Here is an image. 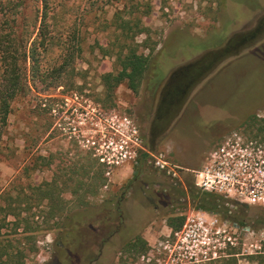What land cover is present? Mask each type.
I'll return each instance as SVG.
<instances>
[{
  "label": "rangeland",
  "instance_id": "rangeland-1",
  "mask_svg": "<svg viewBox=\"0 0 264 264\" xmlns=\"http://www.w3.org/2000/svg\"><path fill=\"white\" fill-rule=\"evenodd\" d=\"M53 1L59 17L57 34L65 35L66 29L78 30L82 52L72 69L68 68L73 74L70 72L62 78L61 86L49 90L33 86L26 96L13 103L2 138L7 150L0 154V192L9 190L29 195V187L54 182L55 202L61 204L64 212L63 216L50 217L48 207L36 210L38 215L30 221L33 225H41L42 229L47 222L50 231L26 237L23 228L14 235L9 225L2 233L12 241L11 248L24 258V264H56L57 238L65 217L95 213L100 205L109 202L112 208H118L121 223L104 230V242L96 240L91 245L94 254L88 264H155L158 248L166 242L171 231L167 226L168 216L171 213L185 216L189 203L183 198L174 204L169 202L168 195L179 187H171L141 154L129 158L122 153L126 154V160L112 167L107 175L108 167L100 160L106 151L105 143L114 142L108 145L119 150L117 145L123 138L128 142L125 139L127 127L120 124L126 118L137 128L147 152H161L181 167L198 169L205 155L226 133L244 130V123L253 115L264 118L263 43L227 62L200 90L192 91L167 132L151 143V114L158 91L169 73L177 66L194 61L203 52L198 51L202 47L219 44L223 35L228 38L242 29L252 18L251 8L255 1ZM259 1L264 4V0ZM127 19L137 21L145 32L136 34L132 40L125 37L117 25L120 20ZM191 35L208 38L200 41ZM144 42L146 46H141ZM77 44L68 41L66 45L53 46L44 63L57 66L64 61L67 49L78 47ZM134 46H138L137 53L143 55L149 53L146 47L155 48L137 92L121 85L112 100L104 102V88L99 77L115 71L120 51L125 54ZM73 101L86 102L91 113L93 109L99 111L103 115L100 121L90 114L86 121L79 123L67 110ZM99 169L103 171L104 180L98 178ZM230 209L233 215L239 210L245 211L249 231L246 234L240 231L247 245L245 251L240 248L233 251L243 254L235 257V264H260L258 257L264 255V209ZM217 217L229 228L233 225ZM136 236L147 241V253L121 259V247ZM254 243H260V254L252 253L254 248L250 245ZM226 259L211 264H222ZM73 262L80 264L75 258Z\"/></svg>",
  "mask_w": 264,
  "mask_h": 264
},
{
  "label": "trees",
  "instance_id": "trees-1",
  "mask_svg": "<svg viewBox=\"0 0 264 264\" xmlns=\"http://www.w3.org/2000/svg\"><path fill=\"white\" fill-rule=\"evenodd\" d=\"M55 7L53 0H0V154L7 150L2 138L7 131L13 103L18 98L26 96L33 86L36 88L40 86L42 90L61 86V79L73 74L72 71L71 73L68 71V68L72 69V64L82 52L79 46L78 30L66 29L65 35L64 33L57 34L59 17ZM117 26L124 36L131 40L136 34L145 32L137 21L130 19L120 20ZM68 41L78 43V47L67 49V55H64V61L58 64V67L44 63L45 57L53 51V46L64 43L66 45ZM141 46H146L145 42ZM137 47H129L125 54L120 51L117 56L116 70L99 77L104 88V102L112 100L115 90L121 85H126L132 92H137L143 75L149 67V56L155 49L146 47L149 53L143 55L137 53ZM244 125V132L264 141V118L253 115ZM141 158L148 161L146 153H142ZM74 173L75 171L72 172ZM163 176L169 182V179ZM98 178L103 179L102 169H99ZM183 180L184 187L171 185L173 188L179 187L167 197L171 204L183 198L185 202L189 200L197 209L216 214L236 226L245 227L247 225L245 211L239 210L233 215L230 208L247 209L250 208L249 206H240L216 194L202 192L195 187L191 177L187 176ZM54 187V182H45L29 187L31 191L29 195L13 193L9 190L0 192V264H24V258L17 255L18 251L11 248L13 247L12 241L5 238V233H2L9 225L14 235L18 234L20 228H23V234L26 237L28 234L33 236L36 233L50 231L47 222H44L46 226L42 229L41 225L37 223L33 225L30 221L36 218L40 208L48 207L47 212L51 215L50 217L63 214L64 208L60 206V203L55 202L57 198ZM32 194L35 195L34 198ZM94 212L65 217L57 238L56 264H75L74 258L78 259L80 264H88L94 254L91 245L96 240L104 242V230L121 223L122 218L118 214V208H112L109 202L103 203ZM176 215L178 214L171 213L167 219V226L173 232L182 227L185 219L184 215ZM148 248L147 241L141 236H136L121 247L120 258H137L147 253ZM258 258H260L259 263L264 264V255ZM235 263L234 256L222 261V264Z\"/></svg>",
  "mask_w": 264,
  "mask_h": 264
},
{
  "label": "built area",
  "instance_id": "built-area-1",
  "mask_svg": "<svg viewBox=\"0 0 264 264\" xmlns=\"http://www.w3.org/2000/svg\"><path fill=\"white\" fill-rule=\"evenodd\" d=\"M75 99L78 100L77 97ZM85 103L73 101L67 110L79 123L86 121L90 114L91 118L100 121L103 115L94 109V113L89 112V106ZM120 124L127 127L125 139L128 142L123 138L122 143L117 145L119 150L108 145L114 142H104L106 151L100 160L108 167L107 175L112 167L126 160V154L133 158L137 154L146 153L149 165L165 175L173 186L184 187L183 179L188 176L202 192L216 194L237 204L264 209V141L259 138L243 130L226 133L205 155L200 168L187 169L171 162L161 152H147L137 128L126 118ZM98 132L104 137L103 132ZM187 201L189 205L182 227L168 233L166 242L158 248L159 256L155 264H211L231 256L243 255L233 251L236 248L245 251L247 243L243 233H249L248 227L233 224L229 228L219 221L216 214L197 209ZM250 247L254 248L252 253H261L260 243L251 244ZM146 255L142 256L143 259ZM147 262H151L150 257Z\"/></svg>",
  "mask_w": 264,
  "mask_h": 264
},
{
  "label": "flooded vegetation",
  "instance_id": "flooded-vegetation-1",
  "mask_svg": "<svg viewBox=\"0 0 264 264\" xmlns=\"http://www.w3.org/2000/svg\"><path fill=\"white\" fill-rule=\"evenodd\" d=\"M254 1L255 5L251 8L252 18L242 26V29L228 38L223 35L220 42L222 44L202 47L198 51L203 52L194 61L177 66L169 73L158 91L155 108L149 122L152 144L156 139H160L178 118L192 91L202 88L204 82L217 75L219 69L227 62L239 58L264 43V4L259 0ZM244 16L245 14L241 17ZM191 36L200 41L208 38L206 35L202 37L203 39L196 35ZM156 85L151 88L154 89Z\"/></svg>",
  "mask_w": 264,
  "mask_h": 264
},
{
  "label": "water",
  "instance_id": "water-1",
  "mask_svg": "<svg viewBox=\"0 0 264 264\" xmlns=\"http://www.w3.org/2000/svg\"><path fill=\"white\" fill-rule=\"evenodd\" d=\"M218 55V54H217Z\"/></svg>",
  "mask_w": 264,
  "mask_h": 264
}]
</instances>
